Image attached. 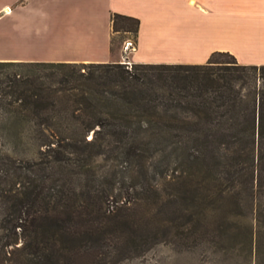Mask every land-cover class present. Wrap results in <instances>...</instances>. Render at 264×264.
<instances>
[{"label":"trees","instance_id":"obj_1","mask_svg":"<svg viewBox=\"0 0 264 264\" xmlns=\"http://www.w3.org/2000/svg\"><path fill=\"white\" fill-rule=\"evenodd\" d=\"M251 222L264 264V65L0 59V264H104L142 224L232 254Z\"/></svg>","mask_w":264,"mask_h":264},{"label":"crops","instance_id":"obj_2","mask_svg":"<svg viewBox=\"0 0 264 264\" xmlns=\"http://www.w3.org/2000/svg\"><path fill=\"white\" fill-rule=\"evenodd\" d=\"M111 13L139 20L128 63H203L211 52L220 51L241 64L264 65V0H0V45L20 52L25 35L48 33L52 26L53 35H80L91 46H54L55 54L44 55L49 60L125 62L110 53ZM184 35L194 38L190 48L181 47L178 37ZM248 37L262 39L238 41ZM39 57L18 54L8 59Z\"/></svg>","mask_w":264,"mask_h":264},{"label":"rangeland","instance_id":"obj_3","mask_svg":"<svg viewBox=\"0 0 264 264\" xmlns=\"http://www.w3.org/2000/svg\"><path fill=\"white\" fill-rule=\"evenodd\" d=\"M6 13V11H5ZM53 27H48V33L45 31H39L30 33L24 36V49L20 52H11L6 50L5 46L0 49V59H8L16 57L18 54L29 55L36 54L39 57L37 60H49L44 55H53L56 53L54 46H64L66 48H79L89 49L91 42L86 40L80 35L68 34L56 32L52 34ZM179 40L184 42L183 48H190L194 42V38L191 35H184ZM8 42L15 43V38L6 37ZM262 37H248L239 38L238 41L254 40L260 42ZM179 41V42H180ZM3 42L0 40V43ZM125 42H130L133 48V40L129 33H117L113 35L110 53L112 57L118 60L126 61L129 49L124 50L123 46ZM5 44V43H4ZM56 44V45H54ZM132 50V49H131ZM97 162H101L100 158H97ZM135 215L143 214L141 209L136 207L133 210ZM135 216V217H136ZM247 222L242 221V225H247ZM251 236H248V232L244 228L248 229V226L241 227V232L236 234V238L232 239L235 245V250L232 254H224L222 250H217V245L211 243H200L194 248L188 250H179V246L164 240L160 237V234L153 235L148 233L147 237V224H142L136 227V235H139L136 240L128 245L124 249H119L108 253L103 257L104 264H253L254 261V226L251 222ZM240 239V240H239ZM240 248V249H239Z\"/></svg>","mask_w":264,"mask_h":264},{"label":"built area","instance_id":"obj_4","mask_svg":"<svg viewBox=\"0 0 264 264\" xmlns=\"http://www.w3.org/2000/svg\"><path fill=\"white\" fill-rule=\"evenodd\" d=\"M123 48H124V50H126V49L131 50V49H133L130 42H125ZM125 63L129 64L127 61H125Z\"/></svg>","mask_w":264,"mask_h":264},{"label":"bare ground","instance_id":"obj_5","mask_svg":"<svg viewBox=\"0 0 264 264\" xmlns=\"http://www.w3.org/2000/svg\"><path fill=\"white\" fill-rule=\"evenodd\" d=\"M8 11V9H6V12Z\"/></svg>","mask_w":264,"mask_h":264}]
</instances>
